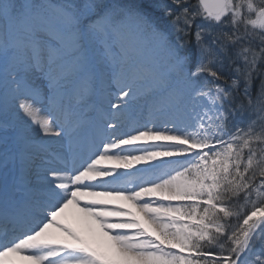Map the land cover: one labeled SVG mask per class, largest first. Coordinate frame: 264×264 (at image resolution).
<instances>
[{
  "label": "snow or ice",
  "instance_id": "snow-or-ice-1",
  "mask_svg": "<svg viewBox=\"0 0 264 264\" xmlns=\"http://www.w3.org/2000/svg\"><path fill=\"white\" fill-rule=\"evenodd\" d=\"M21 260L264 264V0H0V264Z\"/></svg>",
  "mask_w": 264,
  "mask_h": 264
},
{
  "label": "bare ground",
  "instance_id": "bare-ground-1",
  "mask_svg": "<svg viewBox=\"0 0 264 264\" xmlns=\"http://www.w3.org/2000/svg\"><path fill=\"white\" fill-rule=\"evenodd\" d=\"M61 218L66 223H68L73 228H75L78 232H80L82 235L89 237V239H91L94 243L100 242L98 237L93 236L89 232L88 222L85 221L82 214H80L79 211L75 209L74 207L70 206L68 209H66L65 212L62 213ZM50 231L58 234V230L56 229H51ZM17 259H20V258H17ZM21 264H31V262L26 261V260H21Z\"/></svg>",
  "mask_w": 264,
  "mask_h": 264
},
{
  "label": "rangeland",
  "instance_id": "rangeland-1",
  "mask_svg": "<svg viewBox=\"0 0 264 264\" xmlns=\"http://www.w3.org/2000/svg\"><path fill=\"white\" fill-rule=\"evenodd\" d=\"M141 112H148L147 108L140 110Z\"/></svg>",
  "mask_w": 264,
  "mask_h": 264
}]
</instances>
